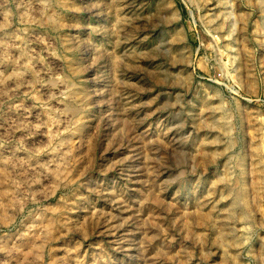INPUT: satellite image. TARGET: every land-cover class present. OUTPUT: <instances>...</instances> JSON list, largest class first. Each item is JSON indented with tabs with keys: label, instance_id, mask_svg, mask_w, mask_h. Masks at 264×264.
Listing matches in <instances>:
<instances>
[{
	"label": "rangeland",
	"instance_id": "1",
	"mask_svg": "<svg viewBox=\"0 0 264 264\" xmlns=\"http://www.w3.org/2000/svg\"><path fill=\"white\" fill-rule=\"evenodd\" d=\"M0 264H264V0H0Z\"/></svg>",
	"mask_w": 264,
	"mask_h": 264
},
{
	"label": "bare ground",
	"instance_id": "2",
	"mask_svg": "<svg viewBox=\"0 0 264 264\" xmlns=\"http://www.w3.org/2000/svg\"><path fill=\"white\" fill-rule=\"evenodd\" d=\"M118 10V9H117ZM204 221H206V220H204Z\"/></svg>",
	"mask_w": 264,
	"mask_h": 264
}]
</instances>
